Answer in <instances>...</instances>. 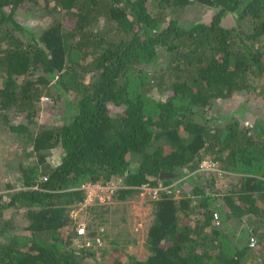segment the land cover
<instances>
[{"label": "trees", "instance_id": "1", "mask_svg": "<svg viewBox=\"0 0 264 264\" xmlns=\"http://www.w3.org/2000/svg\"><path fill=\"white\" fill-rule=\"evenodd\" d=\"M196 4L210 14L185 17ZM242 91L264 101V0H0V264H89L95 251L64 233L83 185L120 177L122 201L208 157L220 172L151 201L146 258L115 245L101 264H264V103L251 124L205 116ZM43 96L58 123L39 122Z\"/></svg>", "mask_w": 264, "mask_h": 264}, {"label": "rangeland", "instance_id": "2", "mask_svg": "<svg viewBox=\"0 0 264 264\" xmlns=\"http://www.w3.org/2000/svg\"><path fill=\"white\" fill-rule=\"evenodd\" d=\"M211 12L210 8H207L202 5H193L190 7H187L184 12V16L188 17V19L192 20H199L205 17L206 15H209ZM32 14L24 9H19L16 11L15 17L16 19L23 25L27 27H36V25H40V21L33 18L31 16ZM261 83V81L255 80L254 78H251V84L253 86V89L258 90L257 87L254 88V86H258ZM155 97L158 95L154 92ZM42 106L43 109L40 111V120L39 122H46V123H52L56 124L58 123V114L57 109H54L52 106L51 98L45 99V96L42 97ZM264 101L260 99L259 97L256 99L255 94L252 91H242L235 93L232 98L225 99V100H219L216 101V103L212 106V108L209 109V107L206 110L205 116L208 118L219 116V115H228L231 113H235V117L240 118L242 122L244 123H253L254 120L258 117L260 112H262V105ZM56 108V107H55ZM238 108H244L245 111H237ZM216 120L215 118L211 119L209 122L213 123ZM2 137V135H0ZM11 143V141H9ZM8 143V147L10 145ZM15 144L11 143L10 145V152L15 151ZM61 156V150L59 148L53 149L51 154L48 155L47 161L52 165L55 166L57 162L59 161ZM214 162L213 170L205 171L201 170L200 166L202 163H212ZM179 169V168H178ZM180 170L183 173H186V168L182 167ZM220 167L219 163L216 161H212L211 157L204 158L200 163L198 168L194 172H190L182 176L181 174L176 177L175 179H171V182L164 185L162 183L159 184V186L155 187L160 190L159 191H165L166 193H173L175 198L179 197V191L181 187L179 186L181 182H183L188 177L194 176V174L197 173H205L200 174V177L202 178L204 175H207L211 172H219ZM180 173V172H179ZM11 177H18L16 174H10ZM9 178V177H8ZM10 179V178H9ZM122 178L115 177L112 178V180L108 182H113L115 185H122ZM107 182V183H108ZM227 182L226 178L221 179V182L219 184H225ZM105 183V184H107ZM102 184V183H99ZM86 185V184H85ZM104 185V184H103ZM188 187L187 183H183L182 188L184 186ZM124 186L122 185L121 188ZM152 189L154 187L143 185L138 188L137 192H134L131 195H128L124 200L119 201L117 199H113L112 196L108 199L106 198V202L110 201V204L103 206V208L97 206L96 209H89L87 207L88 204H81L82 206L78 207L77 209H73L70 211L72 216V223L66 227L65 236L67 232H72L74 228L76 227L77 223L83 222V223H89L92 222L96 228V230L99 232V234H96L94 236H90V234H87L88 228L86 229V235L79 237L75 236L74 243L77 245L84 244L85 246L91 247L95 251V257H86L84 260L86 263L89 264H101V263H107L111 262L113 260L112 248L113 246H121L123 248L122 256L121 258L125 261L127 260L128 255H132L136 257L137 259H144L148 255V252L145 247V238L147 235V229L148 226L152 220V208H151V201L155 198L152 194ZM5 189H1L0 192H5ZM97 198V197H96ZM112 201V202H111ZM99 209H102L101 211ZM70 213V214H71ZM101 214V215H100ZM245 222L247 224V218L245 217ZM253 220V218L251 219ZM102 231V232H101ZM102 251H105V254L101 256ZM115 256V255H114Z\"/></svg>", "mask_w": 264, "mask_h": 264}, {"label": "built area", "instance_id": "3", "mask_svg": "<svg viewBox=\"0 0 264 264\" xmlns=\"http://www.w3.org/2000/svg\"><path fill=\"white\" fill-rule=\"evenodd\" d=\"M45 99H47V97H45ZM214 162L212 163H202L200 168L201 170H205V171H210L213 170L214 167ZM220 172V171H219ZM46 178H44L45 180ZM122 185H115L113 182H108L107 184H99V183H95V184H86L83 185L82 188L84 189L85 192V198L83 201V204H88L89 202H91L93 199H95L96 197L98 198V200L100 202H105L106 198H110L111 195H113L118 189L121 188ZM161 187H159V189L154 188L152 189V194L153 196L156 198L157 194H158V190H160ZM73 213H71V217L74 218L72 216ZM214 218H217V215H214ZM76 231V234L78 236H83L85 235V224L83 222H79L77 223L76 227L74 228ZM256 243V240L253 236H251L248 240V245L250 247H254Z\"/></svg>", "mask_w": 264, "mask_h": 264}, {"label": "water", "instance_id": "4", "mask_svg": "<svg viewBox=\"0 0 264 264\" xmlns=\"http://www.w3.org/2000/svg\"><path fill=\"white\" fill-rule=\"evenodd\" d=\"M179 175L180 174H176L174 172H164V173H160V178L164 177L166 179H175Z\"/></svg>", "mask_w": 264, "mask_h": 264}, {"label": "crops", "instance_id": "5", "mask_svg": "<svg viewBox=\"0 0 264 264\" xmlns=\"http://www.w3.org/2000/svg\"><path fill=\"white\" fill-rule=\"evenodd\" d=\"M59 162H60V159H59V161L57 162V164H59ZM57 164H56V165H57ZM56 165H55V166H56ZM82 203H83V202H82ZM85 233H86V232H85ZM84 236H85V235H84Z\"/></svg>", "mask_w": 264, "mask_h": 264}]
</instances>
